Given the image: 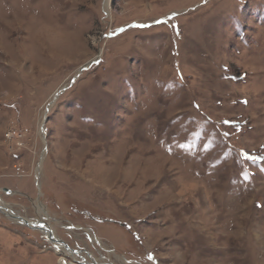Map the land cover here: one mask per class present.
<instances>
[{
	"label": "rangeland",
	"instance_id": "obj_1",
	"mask_svg": "<svg viewBox=\"0 0 264 264\" xmlns=\"http://www.w3.org/2000/svg\"><path fill=\"white\" fill-rule=\"evenodd\" d=\"M0 201V264H264V0H0Z\"/></svg>",
	"mask_w": 264,
	"mask_h": 264
},
{
	"label": "bare ground",
	"instance_id": "obj_2",
	"mask_svg": "<svg viewBox=\"0 0 264 264\" xmlns=\"http://www.w3.org/2000/svg\"><path fill=\"white\" fill-rule=\"evenodd\" d=\"M8 208L6 207V205H4L0 201V209L2 211H5L6 213H8V215L11 217V219H13V220L15 219L16 220V218H18V217H16L15 215L11 214L10 209H8ZM19 221L24 222L22 219L21 220L19 219ZM40 226L42 227V225H40ZM45 234L48 235V237H50L52 239V241L55 240V245L58 246L56 253H58V254H60L62 256H66V257H68L69 255H71V258H72V256H74V255L70 254V251L67 249L66 246H64V247L63 246H60L61 245L60 242L58 241V239H56L55 234H54V232L51 229L47 228L45 230ZM74 258H75V256H74ZM68 264H76V263H71V262L68 261Z\"/></svg>",
	"mask_w": 264,
	"mask_h": 264
},
{
	"label": "snow or ice",
	"instance_id": "obj_3",
	"mask_svg": "<svg viewBox=\"0 0 264 264\" xmlns=\"http://www.w3.org/2000/svg\"><path fill=\"white\" fill-rule=\"evenodd\" d=\"M225 135H227V133H225ZM149 259H152V257H151V256H149Z\"/></svg>",
	"mask_w": 264,
	"mask_h": 264
}]
</instances>
